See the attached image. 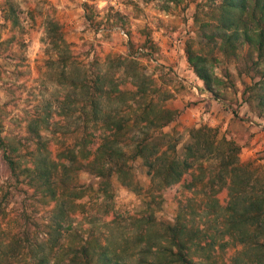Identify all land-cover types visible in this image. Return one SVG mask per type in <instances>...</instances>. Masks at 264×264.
I'll return each mask as SVG.
<instances>
[{"label":"trees","instance_id":"16d2710c","mask_svg":"<svg viewBox=\"0 0 264 264\" xmlns=\"http://www.w3.org/2000/svg\"><path fill=\"white\" fill-rule=\"evenodd\" d=\"M205 3L209 20L200 23L196 15L194 22L208 51L187 46V64L217 96L227 83L214 72L211 54L252 53L246 73L253 71L257 80L251 78L243 99L264 121V0ZM8 18L16 22L12 9ZM43 42L59 70V108L66 122L59 126L62 139L48 138L47 105L28 124L24 141L0 131V168L12 183L0 196V264H264V170L241 163L237 144L208 126L192 128L179 153L178 139L163 132L176 115L162 106L165 96L133 58L118 56L107 70L89 72L76 64L53 19L45 23ZM120 72L130 80L116 78ZM53 142L59 145L55 151ZM137 160L149 178L147 188L134 179ZM80 172L93 176L94 185H76ZM113 180L140 199L136 212L115 211ZM175 187L187 196L178 200L173 222L160 221L164 193ZM10 191L25 193L32 210H47L43 237L26 224L3 237V201ZM23 213L28 221L31 214Z\"/></svg>","mask_w":264,"mask_h":264},{"label":"rangeland","instance_id":"374dc122","mask_svg":"<svg viewBox=\"0 0 264 264\" xmlns=\"http://www.w3.org/2000/svg\"><path fill=\"white\" fill-rule=\"evenodd\" d=\"M206 1L181 0L173 4L160 0H0L1 134L24 141L28 124L44 115L45 107L50 105L48 131L54 132V137L50 132L45 134L48 138L62 139L59 126L66 122L59 108L63 88L57 83L59 70L55 57L43 42L45 23L53 19L60 25L76 64L89 72L107 70L109 60L118 56L133 58L139 72L165 96L162 106L176 115L163 132L178 139L179 153L188 142L192 128L208 126L217 130L218 138L237 144L241 163H252L264 170V121L243 99L244 88L250 85L251 78L257 80L253 71L246 73L251 60H255L254 55L246 49L237 58H228L217 50L211 54L214 72L227 83L217 96L204 89L187 64V46L195 53L201 49L205 55L208 51L203 48L205 38L199 30L200 24L194 22L196 15L200 23L209 20ZM11 9L16 22L7 19ZM115 77H123L124 82L130 80L122 72ZM128 87L122 85L123 89ZM70 137L67 135V140ZM53 143L55 151L59 145ZM132 173L141 187H148L149 178L140 160L133 163ZM95 182L85 172H80L74 181L76 185ZM8 184H12L8 172L1 166L0 196L11 190ZM113 186L115 211L123 215L136 212L140 207L137 195L116 180ZM186 196L184 190L176 187L165 192L157 218L173 222L177 202ZM26 197L23 192L10 191L3 201L8 214L3 226L4 238L9 239L25 224L33 234L44 236L47 210L38 206L32 210ZM224 198L223 192L219 199ZM24 210L31 214L28 221Z\"/></svg>","mask_w":264,"mask_h":264}]
</instances>
